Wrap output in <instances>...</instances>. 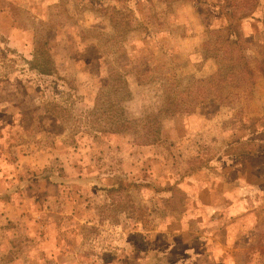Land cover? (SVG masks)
I'll use <instances>...</instances> for the list:
<instances>
[{
  "label": "rangeland",
  "instance_id": "1",
  "mask_svg": "<svg viewBox=\"0 0 264 264\" xmlns=\"http://www.w3.org/2000/svg\"><path fill=\"white\" fill-rule=\"evenodd\" d=\"M227 1L0 0L2 260L264 264V0Z\"/></svg>",
  "mask_w": 264,
  "mask_h": 264
},
{
  "label": "trees",
  "instance_id": "2",
  "mask_svg": "<svg viewBox=\"0 0 264 264\" xmlns=\"http://www.w3.org/2000/svg\"><path fill=\"white\" fill-rule=\"evenodd\" d=\"M257 0H228L227 1V7L228 6H232L231 9H229L228 12H225L227 17L229 18V23H231V29L228 30H232V23L236 20H244L247 18H250L251 15L248 12V9L251 8V11H253V7L256 5ZM235 6V7H234ZM246 11V12H245ZM248 12V13H247ZM230 31H226V30H214L211 31V37L210 39L205 43V48H210V50H208L207 52H210L211 54V58H213L218 67H219V72L216 73L215 75H213L209 81H213V80H218L222 83H226L229 82L231 84H233V82L236 81L237 85H242L243 84V79L242 76H244V72L245 69H242L243 71H235L233 70V66H234V62H233V58L231 56V45L229 43L230 39L229 37L227 38V40H224L225 38V33L226 32H230ZM216 37V38H215ZM215 38V40H214ZM37 48V47H36ZM48 52L45 50H38V48L35 50V54L36 55H46ZM239 64V63H237ZM228 70L230 71V75L227 74V76H223L222 75V70ZM223 76V77H222ZM208 82V81H204L203 83ZM206 84V83H205Z\"/></svg>",
  "mask_w": 264,
  "mask_h": 264
},
{
  "label": "crops",
  "instance_id": "3",
  "mask_svg": "<svg viewBox=\"0 0 264 264\" xmlns=\"http://www.w3.org/2000/svg\"><path fill=\"white\" fill-rule=\"evenodd\" d=\"M5 203V202H4ZM6 204V203H5ZM1 216L3 215L4 216V213H1L0 214ZM8 216V215H7ZM6 217V216H5ZM4 228H5V226H4ZM9 246H10V248H8V252L7 253H9L10 252V249L12 248V246L10 245V244H8ZM6 246H7V244H6V242H3L2 244L0 243V248L1 249H5L6 248ZM55 248H57V246H55ZM227 257H230V255H229V253L227 252ZM72 258L74 259V261H75V258H74V256L72 255ZM14 260H16L14 257H9L7 260H2V258H1V256H0V263L2 264V263H4V262H6L5 264H13V263H15L14 262Z\"/></svg>",
  "mask_w": 264,
  "mask_h": 264
}]
</instances>
